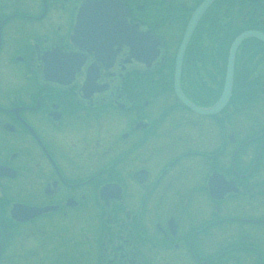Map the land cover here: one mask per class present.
Segmentation results:
<instances>
[{
  "label": "flooded vegetation",
  "instance_id": "af4514ba",
  "mask_svg": "<svg viewBox=\"0 0 264 264\" xmlns=\"http://www.w3.org/2000/svg\"><path fill=\"white\" fill-rule=\"evenodd\" d=\"M203 1L0 0V264H264V0L192 28L209 115Z\"/></svg>",
  "mask_w": 264,
  "mask_h": 264
},
{
  "label": "water",
  "instance_id": "95a60500",
  "mask_svg": "<svg viewBox=\"0 0 264 264\" xmlns=\"http://www.w3.org/2000/svg\"><path fill=\"white\" fill-rule=\"evenodd\" d=\"M214 0H204L199 6L198 8L193 12V14L191 15L190 21L187 25V28L184 32L183 35V39L182 42L177 50L176 53V57H175V68H174V89H175V93L177 98L181 101L182 104H184L186 107L190 108L191 110H193L194 112L201 114V115H209L212 114L214 112H217L223 105L224 103L227 101L228 97H229V93H230V88H231V84H232V62H233V51L234 48L236 47V44L242 39V37H244V35L238 36L237 38L234 39L233 44L231 46L230 49V57L228 59V65H227V71H226V75H225V82H224V86H223V91L222 94L220 96V98L218 99V101L216 102V104L209 109H198L196 108L194 105H192L181 93L180 89H179V85H178V76L180 73V67H181V62H182V57H183V53L185 50V46L186 43L190 37L191 31L193 26L196 24V22L198 21V19L200 18V16L204 13V11L207 9V7L213 2ZM249 35V34H245ZM260 38V37H258ZM261 39V38H260Z\"/></svg>",
  "mask_w": 264,
  "mask_h": 264
},
{
  "label": "rangeland",
  "instance_id": "374dc122",
  "mask_svg": "<svg viewBox=\"0 0 264 264\" xmlns=\"http://www.w3.org/2000/svg\"><path fill=\"white\" fill-rule=\"evenodd\" d=\"M198 53L196 52V55H197ZM194 55H195V53L193 52V57H194ZM207 55H206V53L204 52V57H203V59H202V57H201V55L199 54V58H198V60H200L199 62H205L206 61V59H207ZM197 59V58H196ZM189 61H191V57H190V55L188 56V59H187V72H191L192 71V73H193V67L191 68V66H190V63H189ZM48 137V136H47ZM48 138H50V137H48ZM198 173V175H202L203 174V172L201 171V169L200 170H198L197 171ZM198 204V203H197ZM203 214H198V216H202Z\"/></svg>",
  "mask_w": 264,
  "mask_h": 264
}]
</instances>
